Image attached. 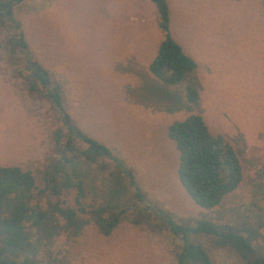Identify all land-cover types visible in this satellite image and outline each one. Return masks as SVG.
Segmentation results:
<instances>
[{"label":"rangeland","instance_id":"374dc122","mask_svg":"<svg viewBox=\"0 0 264 264\" xmlns=\"http://www.w3.org/2000/svg\"><path fill=\"white\" fill-rule=\"evenodd\" d=\"M164 2L170 38L195 64L185 80L196 84L197 107L185 102L183 83L165 86L149 73L164 38L150 0H22L12 7V19L27 53L8 49L17 31L0 21V167L31 174V206L48 211L52 198L44 186L58 159L55 132L65 140L45 89L53 84L70 123L111 151L142 196L137 202L128 177L122 178L125 212L108 236L91 222L77 235L59 232L34 244L28 264H175L182 242L170 234L164 215L187 227L198 220L222 227L264 218V0ZM32 62L49 81L34 92L27 88ZM193 115L230 145L241 169L238 187L210 210L196 206L180 186L178 153L166 135L170 124ZM74 166L84 192L79 203L103 206L109 174L121 170L104 158ZM74 198L69 190L57 200L75 209ZM187 240L205 250L209 264H240L213 236ZM253 245L264 256V231Z\"/></svg>","mask_w":264,"mask_h":264},{"label":"trees","instance_id":"16d2710c","mask_svg":"<svg viewBox=\"0 0 264 264\" xmlns=\"http://www.w3.org/2000/svg\"><path fill=\"white\" fill-rule=\"evenodd\" d=\"M150 1L156 8L158 28L164 38L148 65L149 73L165 86L183 83L185 102L197 107L196 84L185 80L194 70L195 64L169 36L167 4L164 0ZM20 2L22 0H0V21H7L12 25L11 28L17 31L16 37L8 39V49H19L27 53V45L19 30V24L12 19V7ZM31 66V80H28L27 88L28 91L34 92L37 85L45 88L49 81L44 69L35 62H32ZM165 71L169 73L166 77ZM45 89L47 98L61 116L66 130L63 143L61 131L55 132V143L59 146L58 159L45 180L44 189L52 200L48 204L47 212L37 210L35 206H31L34 197V180L31 174L18 167H0V264H28L26 254L35 250L34 244L42 240L47 241L59 232L77 235L88 222H91L101 235L108 236L125 212V209H120V200L125 194L122 187L124 177H128L129 187L134 188L137 202L142 201L130 173L122 168L111 151L86 137L70 123L62 106L59 86L53 84L51 89ZM166 135L178 153V182L196 206L210 210L216 207L225 195L238 187L242 175L232 148L221 137L211 136L199 116L193 115L185 120L173 122L168 126ZM101 158L111 161L113 166L121 170V175L109 174L110 184L103 206L84 207L79 203L84 195L83 185L77 178L74 164L77 161L94 164ZM67 165L69 172L65 171ZM69 190L75 192V209L62 206L57 200L61 191ZM42 192L43 190L38 191ZM78 214H87L88 220L80 219ZM163 221L170 234L180 237L182 242L175 255V264H209L205 250L200 245L189 242V235L215 237L216 246L227 247L235 254L240 264H264V256L253 245L259 232L264 231V218L254 217L237 225L222 227L205 220H198L191 227L180 226L170 221L166 215L163 216Z\"/></svg>","mask_w":264,"mask_h":264},{"label":"crops","instance_id":"0c3cea01","mask_svg":"<svg viewBox=\"0 0 264 264\" xmlns=\"http://www.w3.org/2000/svg\"><path fill=\"white\" fill-rule=\"evenodd\" d=\"M154 78V77H153ZM157 80V79H156ZM159 81V80H158Z\"/></svg>","mask_w":264,"mask_h":264}]
</instances>
